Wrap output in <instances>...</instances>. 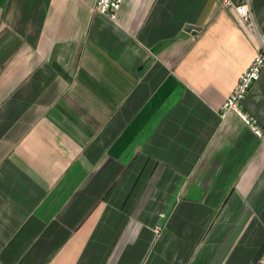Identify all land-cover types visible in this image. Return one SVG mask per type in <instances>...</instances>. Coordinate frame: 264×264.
I'll list each match as a JSON object with an SVG mask.
<instances>
[{"label":"crops","instance_id":"crops-1","mask_svg":"<svg viewBox=\"0 0 264 264\" xmlns=\"http://www.w3.org/2000/svg\"><path fill=\"white\" fill-rule=\"evenodd\" d=\"M95 1L0 0V264H264V0Z\"/></svg>","mask_w":264,"mask_h":264},{"label":"built area","instance_id":"built-area-1","mask_svg":"<svg viewBox=\"0 0 264 264\" xmlns=\"http://www.w3.org/2000/svg\"><path fill=\"white\" fill-rule=\"evenodd\" d=\"M123 0H96L94 10L106 17L115 20L121 8ZM225 6H230L237 21L246 29L247 32L253 33L255 23L250 10L248 0L234 4L231 0H222ZM260 39V49L255 57L251 60L248 67L240 74L237 83L232 92L227 96L222 104V115L232 111L239 116L245 124L258 136L264 137V131L257 125L254 118L247 115L241 108V101L251 87L252 83L258 79L262 68L264 67V37L259 33L256 34ZM159 227H155L158 231Z\"/></svg>","mask_w":264,"mask_h":264},{"label":"water","instance_id":"water-1","mask_svg":"<svg viewBox=\"0 0 264 264\" xmlns=\"http://www.w3.org/2000/svg\"><path fill=\"white\" fill-rule=\"evenodd\" d=\"M189 28V27H188Z\"/></svg>","mask_w":264,"mask_h":264}]
</instances>
